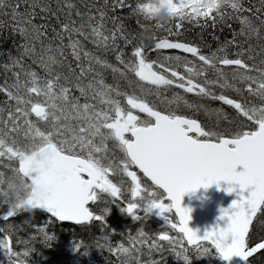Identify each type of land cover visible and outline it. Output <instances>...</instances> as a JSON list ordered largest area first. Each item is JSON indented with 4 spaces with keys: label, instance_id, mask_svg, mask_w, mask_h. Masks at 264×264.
I'll use <instances>...</instances> for the list:
<instances>
[{
    "label": "snow or ice",
    "instance_id": "snow-or-ice-1",
    "mask_svg": "<svg viewBox=\"0 0 264 264\" xmlns=\"http://www.w3.org/2000/svg\"><path fill=\"white\" fill-rule=\"evenodd\" d=\"M199 2L174 0L175 29H180L184 20L191 22L201 16L205 18L202 27L209 24V17L211 26L227 18H236L241 23V29L233 33L232 40L210 55L203 54L196 45L170 41L167 37L158 38L153 47L156 50L176 49L190 53L203 65L217 69V78L205 79L203 84L194 82L191 77L186 79L175 70L171 71L172 78L153 71V63L147 61L142 40L134 47L131 62L122 58L118 42L123 40L129 44L135 37L126 31L122 23H118V17H109L108 11L128 8L131 15L144 18L152 11L145 0H137L135 6L128 4L127 0H104L94 12L92 6L85 5L87 12L75 11V16L80 18L79 23L72 18L75 5L70 0H64L61 7L67 9L65 19L60 21L59 30L52 29L55 46L44 44L48 35L47 26L32 23L37 9L60 19L49 5L41 0H31L28 4L25 0L24 11L20 10V0L7 5L9 11L5 14L22 25L19 31L41 41L39 52L34 47L25 46L24 54L43 69L45 76L41 78L37 72L27 71L21 65V70L14 73L11 85H0V93L8 100L7 111L0 108V158L18 162V167L12 170L16 176L23 178L24 189V195L17 197L15 182L8 180L5 184L0 175V185H4L0 187V198L12 209L4 217L6 220L19 211L44 209L59 221L86 224L96 220L104 223L109 209L105 208L103 214L97 215L88 205L102 199L101 193L109 194L113 197L111 202L115 203L121 188L113 184L108 175L110 172H121L131 178L133 185L129 188L133 200L122 208L126 214L140 220L139 211L144 212L143 218L146 219L156 210L171 229L181 234L178 238L164 232L157 238L149 239L141 232L140 236L144 239L139 242L148 243L150 251H160L164 247L160 242L166 241L177 258L191 264L183 240L186 238L197 256L209 253V248L201 243L208 241L219 260L232 264L234 258L247 262L254 253L264 250V242L249 245L253 221L264 207V44L261 45V59L257 64V54L248 43L253 36L264 40L261 35V29H264V0H260L261 7L258 9H245L238 2H232L223 9L218 6L215 10L211 7L197 8L195 5ZM5 7L6 0H0V9ZM227 9H231V13ZM213 12L216 14L212 15ZM244 12L251 13L259 24L252 17L242 15ZM42 18L47 19V16ZM109 21L111 28H107ZM166 31L170 35L178 34L173 33L172 28ZM80 38L90 41L98 49L115 50L116 60L124 65V69L86 50ZM227 47L234 48L231 56L225 52ZM180 59L176 57L177 61ZM19 63V60L12 61L13 67ZM96 66L111 69L122 77L126 71H131L140 81L151 85L175 86L198 97L221 101L235 109L238 117L242 118L241 130L233 134L206 130L194 118L175 111H162L156 101L148 100L145 95L128 93L120 90L118 85L106 84ZM220 66L231 71L236 83L229 82L224 68ZM4 67L8 69L7 65ZM65 67L67 73L57 70ZM165 71L168 69L165 68ZM22 73L26 77L23 83ZM237 84L241 86L237 87ZM216 86L232 88L242 99L217 95L212 91ZM76 92L79 96L75 95ZM248 96L258 98L260 104L250 102ZM180 102L190 108L199 107L188 104L179 94L173 100L160 101L165 109L169 104ZM140 113H145L147 118L142 119ZM33 114L39 121L46 122V130H41L30 119ZM220 118L228 120L226 114H221ZM245 121L253 125L247 131L243 130ZM21 134L31 143L18 145L16 137ZM108 141L119 149L122 158L117 159L114 155L108 158ZM40 156L43 159H39ZM132 166L137 167L156 190L148 185L142 187L141 178L135 171L129 170ZM240 168L243 170L238 171ZM222 181L232 186L227 189L229 194L236 192L238 186L240 198L231 209L223 210L221 219L227 217L230 221L226 229L213 228L201 236L189 227L192 209L182 206L183 197L200 188L219 185ZM157 190L162 191L158 194ZM165 199L169 203H164ZM168 213L178 216L179 222L170 220ZM258 224L264 226V217ZM10 234L9 230V235L0 240V248L10 264H26L25 259H16L20 254L12 250ZM44 239L50 246L52 237L45 234ZM178 247L181 251H177ZM30 251L32 249L26 250L23 257H27ZM115 251L127 253L128 249L121 245Z\"/></svg>",
    "mask_w": 264,
    "mask_h": 264
},
{
    "label": "trees",
    "instance_id": "trees-1",
    "mask_svg": "<svg viewBox=\"0 0 264 264\" xmlns=\"http://www.w3.org/2000/svg\"><path fill=\"white\" fill-rule=\"evenodd\" d=\"M28 4L31 0H27ZM42 3L49 5L57 14L60 19H56V16H51L47 13H41L39 9L36 10V16L32 23L36 25L45 24L47 26L48 35L44 39V44L48 45L52 43L55 46L56 42L52 39V29L55 28L59 30V24L61 20L65 19L66 8H62L64 0H41ZM70 2L75 5L72 18L80 22V18L75 16V11L79 10L82 12H87L88 9L85 5L92 6L94 12L95 7L102 6L104 0H70ZM111 2V0H110ZM146 5H152L157 3V0H145ZM16 3V0H6V7L0 9V85L7 83L11 85L14 82V73L21 70V65L27 71H35L37 74L43 78L45 73L43 69L32 62L29 56H25L24 49L25 46L34 47L37 52L41 48V41L34 39L32 35L25 36L19 31V27L16 21L12 19L10 15L5 14L9 9L7 5ZM128 4L135 6L137 0H127ZM232 0H210L209 3H203L200 7L204 8H215L218 6L223 9L230 5ZM20 10L24 11L26 4L25 0H20ZM243 7L245 9L253 8L258 9L261 7L260 0H243ZM189 10L190 9H186ZM231 13V9L226 10ZM216 13L213 12L212 15ZM109 17H118V23H122L124 28L128 33H130L135 39L132 43L125 44L123 40L119 41V51L123 54L122 58L126 62H131L133 60L134 47L139 41H143L145 48V55L147 61L153 63V67L156 71L164 74L166 78L171 77V71L175 70L179 74L184 75L187 78L191 77L194 82L199 81L203 84L205 79L217 78V69H214L208 65H203L198 58H189L183 55H178L175 53L164 54L156 51L153 45L157 42L160 37H167L173 41L188 42L190 44L196 45L205 55H210L212 52H216L221 46L225 45L227 41L232 40L234 32H239L241 29V23L239 19L227 18L225 21L218 22L215 26H211L210 17L209 24L207 26H201L204 24L205 18L203 16L194 19L189 22L187 19L184 20L183 26L180 29H175L174 13H158L156 15L151 12L143 18V16L136 17L131 15L130 9L128 8H116L114 11L109 9ZM242 15H247L252 17L249 12H244ZM47 16V19L42 17ZM254 19L256 24H259V20ZM139 21V23H138ZM142 25V28L140 27ZM112 23L107 22V28H111ZM168 28L173 29V33L169 34L166 31ZM261 35L264 36V29H261ZM84 48L94 55H97L108 63L124 69V65L120 64L116 60V51L109 50L104 51L103 49H98L90 41H83ZM67 39L65 44H67ZM248 43L251 44L253 50L256 52V63L259 64L262 51L261 45L264 44V40H258L255 36L251 38ZM70 51V49L68 50ZM225 52L231 56L234 53V48L227 47ZM224 54V53H219ZM176 57H180L179 61ZM19 60V64L13 67L12 61ZM71 61V57H68ZM252 63V61H248ZM5 65L8 69L5 70ZM87 66V63H85ZM221 67V66H220ZM165 68L168 71H165ZM192 69L191 72L188 70ZM63 73H67V67L62 69H57ZM96 70L103 77L106 84L111 86H119L120 90L132 93L135 92L137 95H145L148 100L156 101L160 109L167 111H175L177 114H182L189 118H194L199 121L203 127L209 129H214L218 132L224 134H233L241 130V117H238L236 110L227 107L223 102L212 100L207 97H198L195 93H186L183 89L175 88V86H156L146 83L145 81H140L139 77L131 71H126L125 75L122 77L119 73H113L111 69L100 68L96 66ZM225 75L230 83H236L232 79V73L227 68H224ZM201 76V78H197ZM25 76L22 73L21 83L24 82ZM129 81L132 82L131 86ZM87 82V81H85ZM237 84V87H240ZM212 91L219 95L224 94L230 98L240 100L242 99L236 91L232 88L221 89L219 86L213 87ZM159 94V95H157ZM184 97V100L191 105H198V108H190L183 102L179 104L172 103L165 105L160 103L162 99L173 100L177 95ZM75 95L79 96V92ZM36 99H42V97H36ZM247 99L254 103L260 104L258 98L248 96ZM0 108H4L7 111L8 100L7 97L0 93ZM221 114H226L228 120L221 119ZM30 119L36 123V126L41 130H46L47 125L44 121H39L38 118L33 114ZM231 121V122H230ZM245 126L243 130H249L253 125ZM17 144L20 146H25L31 143L30 140L25 138L23 134L16 137ZM11 138H9V143ZM109 148L108 158L111 159L113 155L119 157V149L113 146L112 141L107 142ZM0 175L7 183L8 180H13L16 187L19 186L22 189V194H24V189L22 187L23 178L16 176L13 172V168L18 167V162L16 160H7L6 157L0 158ZM10 164V166H9ZM4 187V185H0ZM108 202H111L112 200ZM120 205L112 206L109 208L110 215L109 218L113 217L110 225L112 227H106L100 222H94L88 226H67L61 225L60 223H55L51 221L47 216L43 214L36 215H26L22 211H19L14 219L6 220L2 216L8 214L12 209L9 204L4 203L2 198H0V240H3L9 235L10 230V241L12 250L19 253L20 257L26 261V264H185L183 259L177 258L175 252H173L164 242H160L167 249L162 251H157L155 249L149 250L148 243L141 244L139 241L144 239L140 236L141 232H159L157 234L148 233L146 236L151 238H157L162 229L159 226L152 228H147L144 226H136L134 221L125 213L122 212V205L120 198L116 200ZM99 206L95 205L94 209L97 211ZM98 212V211H97ZM99 214H101L99 212ZM142 221L143 215H140ZM264 217V208L262 209L259 217L255 220L253 228L250 232L249 245L254 246L258 242H264V226L258 224V221ZM45 234L52 237L50 246L45 243ZM174 237V236H172ZM79 245V248H78ZM123 245L124 248L128 249V252H117L115 249ZM208 247V246H206ZM187 255L191 261V264H223L221 260L217 258L216 253L209 248V253H204L201 256H197L194 248L188 249L185 247ZM30 251L27 257H23V253L28 250ZM109 249H112L110 251ZM177 251H181L177 248ZM154 253L163 256V258H158L154 256ZM0 264H10L9 258L5 255V252L0 248ZM246 264H264V250L254 253L252 257L249 258Z\"/></svg>",
    "mask_w": 264,
    "mask_h": 264
},
{
    "label": "water",
    "instance_id": "water-1",
    "mask_svg": "<svg viewBox=\"0 0 264 264\" xmlns=\"http://www.w3.org/2000/svg\"><path fill=\"white\" fill-rule=\"evenodd\" d=\"M163 50L166 51L175 50L184 53L176 49H163ZM184 54L191 55L190 53H184ZM38 158L43 159L42 156ZM242 170H243L242 168L238 169V171H242ZM229 187L232 186L229 185L227 182L222 181L219 185L214 184L207 189L200 188L197 191L190 192L183 197L182 206L184 208L192 209L191 212L192 218L189 224L190 228H192L194 231H198V234H200L201 236L205 235L207 231L213 228H217V227L225 228V229L227 228L230 221L227 219V217L221 219V217L223 216V210L231 209L233 203L240 198L238 195V193L240 192L239 187L237 186L236 192H233L232 194H229L227 191ZM25 212L33 213L34 210L25 211ZM258 214L259 212L257 213V216ZM63 222L74 223L72 221H63ZM201 243H208L211 245V243L208 241H201ZM188 245L189 247H193L190 244ZM244 263L245 262H243L239 258H234V260L232 261V264H244Z\"/></svg>",
    "mask_w": 264,
    "mask_h": 264
},
{
    "label": "bare ground",
    "instance_id": "bare-ground-1",
    "mask_svg": "<svg viewBox=\"0 0 264 264\" xmlns=\"http://www.w3.org/2000/svg\"><path fill=\"white\" fill-rule=\"evenodd\" d=\"M158 2L157 3H155V5H159L160 3H161V0H157ZM210 2V0H202V1H200L199 3H197L195 6L198 8L199 6H201L203 3H209ZM172 13H174V12H172ZM152 14H154V15H156L157 14V12L156 11H154V12H152ZM156 51H158V52H161V53H164V54H166V51L165 50H163V49H160V50H156ZM170 53H175V54H178V55H181V54H179L178 52H176V51H174V52H170ZM154 68V67H153ZM210 79H212V77L210 78ZM146 82V81H145ZM147 83V82H146ZM149 84V83H148ZM199 122V121H198ZM200 123V122H199ZM201 124V123H200ZM202 125V124H201ZM203 127V126H202ZM206 129V128H205ZM192 135H195L194 133L192 134ZM121 158V157H120ZM120 158H117V159H120ZM9 166H10V164H9ZM132 170L133 171H135V169H133L132 168ZM136 172V171H135ZM137 176L138 177H140L141 178V186H146V185H148V186H151L154 190H156L155 189V186L154 185H152V182L147 178V177H145L144 176V174H140V173H137ZM122 178H123V176H121ZM125 178H127L130 182H131V178L130 177H128V176H124ZM124 179V178H123ZM132 183V182H131ZM129 185V184H128ZM129 188H130V185H129ZM158 191V194H159V192L160 191H162V190H157ZM107 199H110V200H113V197H111V196H105L104 197V199H103V202H102V204L101 205H99V208L97 209V211L95 210V209H93L92 210V212L94 213V214H97V215H99V212L101 213V214H103L104 213V209L105 208H110V207H112L115 203H117L118 205H120L116 200H115V203H112V202H108L109 200H107ZM45 211H47V210H44V209H35L34 210V214L35 213H45V214H47L48 216H50V217H52L48 212H45ZM139 215H145L144 214V212L143 211H139ZM108 215L106 214V217H107ZM129 216V215H128ZM4 217L5 216H2V218L4 219ZM133 221H134V224L138 227V226H144V227H147V228H152V227H155V226H160V225H162V224H164V225H166V226H170L169 224H167V221L166 220H160L158 217H157V214H156V211L154 210L153 211V213H151V214H149V216L146 218V219H143L142 221H139V220H136V219H133L131 216H129ZM170 220H172L173 222H174V218L173 217H171L170 218ZM58 222H60V223H65V222H63V221H59V220H57ZM95 222H100V221H96L95 220ZM255 222V221H254ZM254 222H253V224H254ZM101 223V222H100ZM74 225H79V226H83L82 224H74ZM252 230V229H251ZM251 232V231H250ZM146 235L148 234V233H153V232H144ZM204 246H211L210 244H208V243H202ZM167 248L166 247H163L160 251H164V250H166ZM154 256H156V257H158V258H163V256H160L159 254H156V253H154Z\"/></svg>",
    "mask_w": 264,
    "mask_h": 264
},
{
    "label": "rangeland",
    "instance_id": "rangeland-1",
    "mask_svg": "<svg viewBox=\"0 0 264 264\" xmlns=\"http://www.w3.org/2000/svg\"><path fill=\"white\" fill-rule=\"evenodd\" d=\"M200 1H202V0H200ZM175 6L176 5L174 4V0H161V3L159 5H155V4L149 5V7L152 9L151 13L154 11L160 13V12L166 11L169 8H173ZM129 170L133 171L131 167ZM117 173L120 174V176H122V174H123V176H127L125 173H122V174H121V172H117ZM117 205L118 204L115 203L113 206H117ZM107 215H108L107 217L109 218L110 210L108 211ZM3 216H7V214H4ZM107 217H105L104 223H102V224H104L106 227L114 228L112 225L106 223Z\"/></svg>",
    "mask_w": 264,
    "mask_h": 264
},
{
    "label": "clouds",
    "instance_id": "clouds-1",
    "mask_svg": "<svg viewBox=\"0 0 264 264\" xmlns=\"http://www.w3.org/2000/svg\"><path fill=\"white\" fill-rule=\"evenodd\" d=\"M232 2H238L239 4L243 5V0H232ZM15 194L17 197H22L24 195L22 194V189L19 186L15 188Z\"/></svg>",
    "mask_w": 264,
    "mask_h": 264
},
{
    "label": "flooded vegetation",
    "instance_id": "flooded-vegetation-1",
    "mask_svg": "<svg viewBox=\"0 0 264 264\" xmlns=\"http://www.w3.org/2000/svg\"><path fill=\"white\" fill-rule=\"evenodd\" d=\"M164 203H166V201L164 200ZM167 204V203H166ZM37 213H35V215H36ZM38 214H43V215H45V216H47L49 219L51 218L50 216H48L47 214H45V213H38ZM168 216H169V219L172 217V214L171 213H168L167 214ZM55 223H60V222H58V221H54ZM61 225H65V223H60ZM75 226H79V225H75Z\"/></svg>",
    "mask_w": 264,
    "mask_h": 264
}]
</instances>
